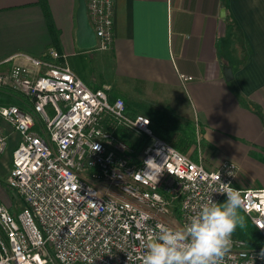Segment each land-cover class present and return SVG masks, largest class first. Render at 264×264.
<instances>
[{
	"label": "built area",
	"instance_id": "obj_1",
	"mask_svg": "<svg viewBox=\"0 0 264 264\" xmlns=\"http://www.w3.org/2000/svg\"><path fill=\"white\" fill-rule=\"evenodd\" d=\"M85 13L94 47L106 49L112 0H85ZM47 54L18 53L23 62L0 73V89L31 104L0 105L19 137L4 181L21 204L11 213L0 202V264H141L158 225L185 226L210 196L226 200L224 184L240 192V210L264 238V188L235 186L233 160L205 169L154 135L146 116L125 114L120 97L109 101ZM6 144L0 129V154ZM231 240L220 264H264V248Z\"/></svg>",
	"mask_w": 264,
	"mask_h": 264
},
{
	"label": "crops",
	"instance_id": "obj_2",
	"mask_svg": "<svg viewBox=\"0 0 264 264\" xmlns=\"http://www.w3.org/2000/svg\"><path fill=\"white\" fill-rule=\"evenodd\" d=\"M77 5L0 0V73L23 62L12 58L18 53L51 59L53 49L55 62L87 87L103 88L109 101L120 97L125 114L166 112L191 122L195 141L185 152L191 160L199 149L208 170L231 159L239 167L235 186L264 188V0H112V42L103 50L77 46ZM2 94L19 104H7ZM0 105L31 104L3 87ZM0 129L6 176L19 137L1 118ZM0 202L11 213L21 206L19 199L14 208L3 196Z\"/></svg>",
	"mask_w": 264,
	"mask_h": 264
},
{
	"label": "clouds",
	"instance_id": "obj_3",
	"mask_svg": "<svg viewBox=\"0 0 264 264\" xmlns=\"http://www.w3.org/2000/svg\"><path fill=\"white\" fill-rule=\"evenodd\" d=\"M222 194H226L223 203L210 196L185 226L158 225L141 264H220L237 226L245 227L244 217L239 214L240 192L224 184Z\"/></svg>",
	"mask_w": 264,
	"mask_h": 264
},
{
	"label": "trees",
	"instance_id": "obj_4",
	"mask_svg": "<svg viewBox=\"0 0 264 264\" xmlns=\"http://www.w3.org/2000/svg\"><path fill=\"white\" fill-rule=\"evenodd\" d=\"M6 99L7 104H19L12 95H1ZM152 132L163 139L170 146L181 153H185L194 143V127L189 121H182L174 114L166 112H154L148 114ZM239 214L244 217L245 227L237 226L234 237L242 240L249 248H264V238L252 225L248 217L239 209Z\"/></svg>",
	"mask_w": 264,
	"mask_h": 264
},
{
	"label": "water",
	"instance_id": "obj_5",
	"mask_svg": "<svg viewBox=\"0 0 264 264\" xmlns=\"http://www.w3.org/2000/svg\"><path fill=\"white\" fill-rule=\"evenodd\" d=\"M75 20L77 46L81 48L93 47L95 44V37L87 21L84 0H78V5L75 13ZM222 74L225 80H229L231 78V72L229 67L223 66Z\"/></svg>",
	"mask_w": 264,
	"mask_h": 264
},
{
	"label": "rangeland",
	"instance_id": "obj_6",
	"mask_svg": "<svg viewBox=\"0 0 264 264\" xmlns=\"http://www.w3.org/2000/svg\"><path fill=\"white\" fill-rule=\"evenodd\" d=\"M189 148H190L189 152H192L193 146H190ZM184 154H186V153H184ZM195 155H196L195 156L196 159L200 160L202 162V158L200 156V149L197 151V154L195 152ZM229 160H231V159H229ZM4 179H5V176H4L3 172H2V169L0 168V196H3L4 198H7L13 204V208H14L15 205H16L15 202L18 200V198H17L18 196L16 195V193L14 191L10 190L9 188H7L5 186ZM224 201H225V199H223L220 203H223Z\"/></svg>",
	"mask_w": 264,
	"mask_h": 264
}]
</instances>
